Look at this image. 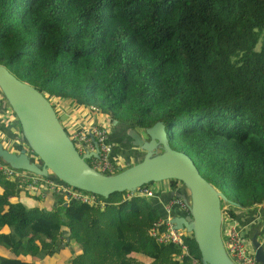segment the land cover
I'll use <instances>...</instances> for the list:
<instances>
[{"label": "trees", "instance_id": "obj_1", "mask_svg": "<svg viewBox=\"0 0 264 264\" xmlns=\"http://www.w3.org/2000/svg\"><path fill=\"white\" fill-rule=\"evenodd\" d=\"M0 65L51 103L128 130L165 123L230 202L264 203V0H0ZM154 184L96 195L104 207L49 193L45 210L19 196L47 193L0 172V245L15 255L1 264H203L193 236L184 255L151 236L162 216L140 192Z\"/></svg>", "mask_w": 264, "mask_h": 264}, {"label": "water", "instance_id": "obj_2", "mask_svg": "<svg viewBox=\"0 0 264 264\" xmlns=\"http://www.w3.org/2000/svg\"><path fill=\"white\" fill-rule=\"evenodd\" d=\"M0 92L21 125L25 145L11 152L0 142L2 163L105 199L114 193H136L151 183L180 181L186 195L179 197L188 203L190 214L175 217L172 220L175 228L192 234L203 264H235L224 245L223 205L240 206L230 202L203 178L189 155L171 147L165 123L158 122L142 130L132 128L129 131L131 146L142 151L141 160L120 169L117 174L106 175L89 164L93 157H99V149L81 156L53 103L3 65H0ZM111 121L119 125L117 120ZM251 244L256 260L264 264V241L259 240L258 233L251 238Z\"/></svg>", "mask_w": 264, "mask_h": 264}, {"label": "built area", "instance_id": "obj_3", "mask_svg": "<svg viewBox=\"0 0 264 264\" xmlns=\"http://www.w3.org/2000/svg\"><path fill=\"white\" fill-rule=\"evenodd\" d=\"M83 112L99 113L95 107L82 109ZM56 112H58L56 110ZM59 113V112H58ZM67 131V130H66ZM71 141L74 143L78 153L82 156L85 154L95 153L99 149V157L92 158L90 163L98 172L106 175H113L116 166L112 159L113 145L109 142V131L106 128L98 125H92L88 128L75 127L67 131ZM0 172L8 179L19 182L23 188L29 191L40 189L43 192L57 194L62 196L67 201H76L86 205H98L100 200L96 195L84 191L76 190L61 182H56L51 179L39 177L25 171L12 169L10 166L0 161ZM140 195L154 197V190L145 188L140 192ZM166 213L171 216L173 211H180L183 216L190 214L188 203L181 197H174L169 200L166 205ZM223 216L227 217V208H223ZM233 218V217H232ZM223 227L224 245L227 253L235 264H261L256 260L255 252L249 240L243 237V231L238 226L236 220ZM151 236L162 245H175L183 251L184 254H189V247L186 239L192 236L186 229L177 230L171 221V218L163 219L155 224Z\"/></svg>", "mask_w": 264, "mask_h": 264}, {"label": "crops", "instance_id": "obj_4", "mask_svg": "<svg viewBox=\"0 0 264 264\" xmlns=\"http://www.w3.org/2000/svg\"><path fill=\"white\" fill-rule=\"evenodd\" d=\"M55 108L58 106L60 109L61 114H65L67 119L65 121L66 130H70L72 128H88L91 123H95V125H98L100 127L106 128L109 131V142L113 145V153H112V159L115 163L116 169L120 171V169L124 170L123 165H125V168L129 164L134 165L139 160H141V157L138 158L137 161L132 162V157L130 161L129 158H127L128 154L124 153L126 147L128 146L127 137L125 134L126 130L129 129V127L124 126L122 124H119L118 126H115L113 119L104 118L101 117L98 113L94 112H83L81 107H76L72 102L70 101H61V100H55L54 101ZM13 110L11 107L6 103V100L4 99L3 95L0 93V142L4 145L5 149H8L11 152H16L17 149L23 145V141L21 139V125L16 117V115L13 114ZM131 130V129H130ZM127 133H129V131ZM129 140V139H128ZM131 142V141H130ZM8 147H6V146ZM15 150V151H13ZM153 186V187H152ZM149 187L150 189L154 190L155 196L150 198V201L157 207V209L161 213V218L167 219L171 218V221L175 217H182L183 214L175 210L173 211L172 215L169 216L166 213V205L169 202L170 198L173 197H179L186 195V190L183 187V185H173L172 183L165 181L160 182L157 184L152 185ZM29 193V192H28ZM46 193V192H43ZM27 193H21L19 196V200L24 203H31V205L40 206L41 209L45 210H51L55 205L57 204V198L56 196L50 195L49 193L38 195L34 197L33 195H30ZM229 203H227L228 205ZM225 205V204H224ZM223 206V208H227V217L224 218V224L223 227L225 228L227 225H229L233 219L230 211L234 212L236 214V217H234V220L237 221L238 226L243 231V237H245L247 240L251 243V238L255 234H259V240L264 241V203L261 205H256L252 208H241L236 207L233 205L229 206ZM62 258H55V264H59L61 261H67V252L62 253ZM15 255H13L8 249L4 248L0 245V264L8 258H14ZM47 256L39 255L37 257L28 256L26 260L28 261H35L41 263V261H44Z\"/></svg>", "mask_w": 264, "mask_h": 264}, {"label": "rangeland", "instance_id": "obj_5", "mask_svg": "<svg viewBox=\"0 0 264 264\" xmlns=\"http://www.w3.org/2000/svg\"><path fill=\"white\" fill-rule=\"evenodd\" d=\"M52 103H53V102H52ZM54 104H55V103H53V105H54ZM55 105H56V104H55ZM55 105H54V107H55ZM55 110H57V111L59 112V113L57 112V115H58V117H59V120H60L61 124L63 125L64 129L66 130V126H65V121H66V119H67L66 115L60 113V109H59L58 106L55 108ZM98 114H99L101 117H104L102 113H98ZM92 125H95V123H91L89 126H92ZM127 140H128V137H127ZM5 146H6V145H5ZM6 147H7V146H6ZM7 148H8V147H7ZM26 148H27V146H26ZM13 151H15V150H13ZM124 153L128 154V155H127V156H128L127 158H129L128 161H130V159H131V155L134 156V157H132V159H131L132 162L137 161L138 158H140L141 156H143L142 151H139L138 149L133 148V147L131 146V143H130V142H128V146L126 147ZM89 162H90V161H89ZM122 165H123L122 168L125 169V165H124V164H122ZM156 184H157V183H156ZM144 190H145V189H144ZM144 190H141V191H144ZM30 195H31V194H29L28 197H30ZM27 204L30 205V206L37 207L38 209H41L40 206L31 205V203H27ZM224 206H226V203H225ZM223 238L226 239V235H225V233H224ZM43 260H44V257H43ZM55 261H56L55 258H49V257H46L44 261H41V263H45V264H55ZM59 264H66V261L63 260V261H61Z\"/></svg>", "mask_w": 264, "mask_h": 264}, {"label": "flooded vegetation", "instance_id": "obj_6", "mask_svg": "<svg viewBox=\"0 0 264 264\" xmlns=\"http://www.w3.org/2000/svg\"><path fill=\"white\" fill-rule=\"evenodd\" d=\"M125 134H127V131L125 132ZM129 133L126 135V137H128ZM128 142H130V139L127 140ZM131 143V142H130Z\"/></svg>", "mask_w": 264, "mask_h": 264}]
</instances>
